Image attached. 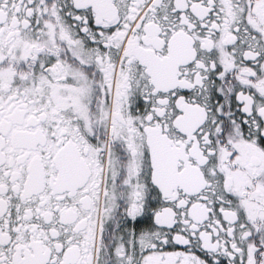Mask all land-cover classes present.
Masks as SVG:
<instances>
[{
    "label": "snow or ice",
    "instance_id": "snow-or-ice-1",
    "mask_svg": "<svg viewBox=\"0 0 264 264\" xmlns=\"http://www.w3.org/2000/svg\"><path fill=\"white\" fill-rule=\"evenodd\" d=\"M0 264H264V0H0Z\"/></svg>",
    "mask_w": 264,
    "mask_h": 264
}]
</instances>
